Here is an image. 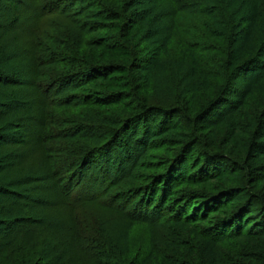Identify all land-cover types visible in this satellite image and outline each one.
<instances>
[{
	"label": "trees",
	"instance_id": "1",
	"mask_svg": "<svg viewBox=\"0 0 264 264\" xmlns=\"http://www.w3.org/2000/svg\"><path fill=\"white\" fill-rule=\"evenodd\" d=\"M53 1L47 11H42L45 10L50 16H63L67 23L70 20L72 33H77L79 23L73 21L76 18L67 14L68 10L62 7L64 4L69 7L71 0ZM86 1L94 3L96 8L89 19L84 18V24L87 25L79 26L82 34H85L83 40L79 39L78 32L69 46L71 54L62 60L55 59L56 54L48 53V58L63 67L46 74L47 79L53 74H64L60 78H64L66 85L72 84L77 88V95L71 98L74 104L100 113L112 122L107 127L102 126L101 131L98 128L90 131L89 126H75V130L84 129L82 136L91 135L92 140L96 139L95 135L100 136V144L93 143V151L89 156L84 155L82 163L93 164L94 159H98L96 164H99L103 180L113 185L123 180L129 163L135 167L139 165L137 159L141 158L144 151L152 148L159 150L163 156L154 164L157 173L146 182L142 194L144 201L141 205H133L132 214L144 213L146 205L152 208L150 211L164 219L163 225H167L172 234L180 236L190 245L189 260L194 261L191 264H264V105L258 103L259 114L256 119L248 120V131L240 125L248 101L257 96L264 98V72L257 75L264 66L259 55L264 44V30L259 27L258 13L250 20L236 21L233 27L230 26L232 35L237 37V45L233 54L230 50L232 56L225 67L224 82L212 99L192 109L188 116L178 108L167 110L148 104L151 84L141 83L138 79L139 71L146 65L152 66L160 58L168 56L171 41L178 36L172 17H176L180 3L175 0H152L159 7L171 9V15L170 18L166 17L167 38L157 48L150 50L143 42L154 17L158 20L155 8H151L153 14L144 12L146 9L133 10L141 0H109L108 7H103L101 0ZM228 4L223 3L221 9H227ZM59 5L61 7H57ZM57 36L51 38L56 40L54 37ZM215 36L214 31L211 38L216 40ZM42 46L30 48L31 60L39 57ZM178 46L197 71L200 66L198 52L184 47L181 42ZM7 58L6 52L0 48V63ZM34 68L37 70L38 67ZM11 84L0 76V85L4 88L10 90ZM11 90L10 95L13 93ZM114 117L118 121L116 124H113ZM173 135L182 141L163 140ZM218 135L222 136L221 140ZM184 137L188 139L187 142H184ZM3 139L0 136V145ZM37 139H41V135ZM136 151L140 154L137 157ZM80 154L77 153V158ZM43 163L46 166L57 164L47 166L56 169L59 158L45 159ZM67 166L71 164L64 166L62 173ZM62 173L49 175L45 179L55 182L56 189L54 185L53 191L59 197L63 195L66 203L77 200L72 189L73 178H69L72 173L68 174L69 179L61 176ZM248 187L259 189L263 192L262 196H254ZM29 196L9 192L4 184H0V215L11 216L16 213L11 217H17L26 213L30 220L32 213L23 201ZM125 204V207L129 205L127 200ZM126 217L131 219L125 223L121 238L122 261L111 256L110 261L98 262L169 264L165 256L159 257L151 249L142 258L129 255L131 258L126 260L129 233L134 224L139 223L135 220L146 223L152 221L146 218L145 213L137 217L128 214ZM20 219L19 222L25 224L18 227L15 235H24L20 239L29 236L27 244L41 264H83L68 258L61 261L55 252L58 243L52 238L51 232L49 238L53 242L37 240L31 231H38L39 225L23 217ZM26 226L34 229H27ZM2 243L8 241L3 240ZM16 244L25 245L21 240ZM178 259L174 257L175 261ZM183 259L186 258L180 259L182 264H190Z\"/></svg>",
	"mask_w": 264,
	"mask_h": 264
},
{
	"label": "rangeland",
	"instance_id": "2",
	"mask_svg": "<svg viewBox=\"0 0 264 264\" xmlns=\"http://www.w3.org/2000/svg\"><path fill=\"white\" fill-rule=\"evenodd\" d=\"M108 1L101 0L103 7H108ZM52 2L0 0V48L8 56L7 60L0 63V76L13 83L11 95L9 89L0 85V136L4 138L0 145V184H4L9 192L30 195L23 201L32 213L29 216L31 222L40 227L38 231L31 232L37 240L41 239L45 243L53 242L49 238L51 232L52 238L58 243L55 252L61 261L68 258L83 264H100L99 260L110 261L111 256L122 261L121 238L125 232V223L131 219L126 216L129 214L137 217L145 213L146 218L152 221L146 223L135 220L139 223H135L129 233V254L126 260L131 258L129 255L142 258L151 249L157 256H165L169 264H180L181 258H186L183 260L189 263L190 245L180 236L172 234L167 225H163L164 219L150 211L152 208L146 205L144 213L132 214L133 205H141L144 201L143 189L148 179L157 173L154 164L163 156L162 152L154 148L144 151L141 158L137 159L139 165L135 167L129 163L123 180L113 185L103 180L99 164H96L98 159H94L93 164L82 163L84 155L89 156L93 151V143L100 144V136L95 135L96 139L92 140L91 135L82 136L84 129L75 130V126H89L90 131L94 128L101 131L102 126L107 127L112 122L100 113L91 112L78 103L75 105L71 98L77 95V88L72 84L66 85L64 78H60L64 74H53L48 79L46 74L63 67L48 58V53L56 54L55 59L60 60L71 54V41L77 37L78 32L79 39L83 40L85 34H82L79 26L87 25L84 20L91 17L96 6L86 0H71L69 7L62 5L68 10L67 14L79 19H72L79 23L77 33H72V26H69L72 17L68 18L67 23L63 16H50L45 12ZM175 2L180 3L176 17H172L178 36L172 39L168 56L160 58L159 64L154 62L152 66L146 65L139 71L138 79L141 83L151 84L148 104L167 110L178 108L189 116L192 109L212 99L224 82L227 61L231 59L237 45V37L232 35L230 26H234L236 21L250 20L258 13L259 27L264 30V0ZM225 2H229V7L223 11L221 6ZM152 7L156 9L158 20L154 17L143 42L150 50L157 48L167 38L166 17L170 18L171 15V9L159 7L152 0H141L133 10L146 9L144 12L152 13ZM214 31L216 40L211 38ZM55 35H58L54 37L56 40L51 38ZM180 42L184 47L188 46L198 52L200 66L197 71L191 61L185 59L178 46ZM38 45H43L41 54L36 60H31L30 48ZM259 55L264 63V44ZM33 66L38 67L37 70ZM263 72L264 66L257 75ZM263 99L257 96L248 101L247 111L242 114L240 123L245 131L250 129L248 120L257 118L260 111L258 103L264 105ZM112 120L113 124L118 123L115 117ZM39 135L41 139H37ZM206 137H203L204 140ZM221 137L218 135L219 140ZM163 140L182 141L175 135ZM187 140L184 137V142ZM79 152L81 154L77 158ZM136 152L137 157L140 154ZM55 158H59L56 169L47 166L57 164L46 166L43 163L45 159ZM65 163L73 167L67 166L62 173L61 169L67 165ZM58 172L66 179L73 178L71 186L77 200L66 203L63 195L60 198L53 191L54 185L56 189L55 182L46 181L45 177ZM248 188L254 196L263 194L259 189ZM126 200L129 203L127 207ZM11 216L0 215V264H41L34 258L27 244L29 236L20 239L24 235H15L18 227L25 224L19 222L20 217L29 220L28 214ZM3 240L8 243H2ZM18 240L27 246L16 244ZM175 256L179 258L177 261L174 260Z\"/></svg>",
	"mask_w": 264,
	"mask_h": 264
}]
</instances>
